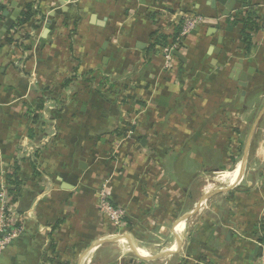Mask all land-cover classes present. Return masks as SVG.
Returning <instances> with one entry per match:
<instances>
[{
	"label": "crops",
	"instance_id": "1",
	"mask_svg": "<svg viewBox=\"0 0 264 264\" xmlns=\"http://www.w3.org/2000/svg\"><path fill=\"white\" fill-rule=\"evenodd\" d=\"M8 1L3 34L17 26L27 4L37 13L22 32L29 36L23 42L26 50L3 44L0 36V192L15 163L21 168L15 207L24 217L22 234L0 255V264H50L51 259L119 264L110 248L126 245L125 238L106 242L110 238L96 214L95 194L103 176L114 203L128 211L125 225L133 230H125L129 246L150 257L133 241L148 243L152 251L153 237L175 232L180 239L162 251L171 252L168 257L123 262L264 264V0H236L228 17L215 0ZM240 10L242 17L254 13L258 27L249 32L248 52L240 38L242 25L233 21ZM185 15L205 22L187 37L181 59L174 56L177 73L165 75L157 58L159 45L146 52L149 38L157 31L170 44ZM73 73L76 77L62 89ZM98 78L127 85L124 91L133 94L135 104L129 117H123L126 104L113 105L97 94ZM40 98L43 106L36 109ZM35 114L39 121L33 123L29 116ZM121 119L152 124L163 151L158 168L164 181L180 191L178 207L167 205L166 195L160 206H153L152 198L135 196L133 183L146 166L142 157L135 171L121 175L113 166L107 137ZM252 119L243 148L242 159L251 136L245 165L241 168V159L233 182L220 184L217 178L220 186L213 191L197 189L205 175L235 170L230 151L236 146L226 140L232 133L241 138ZM97 137L102 138L95 145ZM37 150L34 173L29 160ZM179 210L184 214L177 217ZM184 215L188 218L179 222Z\"/></svg>",
	"mask_w": 264,
	"mask_h": 264
},
{
	"label": "trees",
	"instance_id": "2",
	"mask_svg": "<svg viewBox=\"0 0 264 264\" xmlns=\"http://www.w3.org/2000/svg\"><path fill=\"white\" fill-rule=\"evenodd\" d=\"M37 12L33 11L32 9V4H27L21 11L19 17L17 18L15 25L17 26H13V28L8 32L4 33L3 36L1 37V40L3 41V44H7V45H15L23 50H26V46L23 45V42L29 41V36L28 34H24V36L22 35L23 31H24V26L29 23L30 21L33 20L34 16L36 15ZM2 17V16H1ZM246 17V18H245ZM245 17H240L239 19L236 18L235 23H241L242 28H241V32H240V38H241V42L242 45L244 46V49L246 52H248L250 50V46H251V38H250V33L249 32H254L257 30V25L255 24L254 19V13H252L251 11H247L246 16ZM11 26V27H12ZM10 27V28H11ZM9 28V29H10ZM34 30L37 29L36 26L33 27ZM178 34V30L176 29L175 34H174V40L176 39ZM22 41V42H21ZM168 41H167V36L158 33L157 31H154L149 38V43H148V47L146 49L147 53H153V49L155 46H165L167 45ZM247 54V53H245ZM177 73V68H176V72ZM174 73V74H175ZM168 75V74H165ZM76 77V74L73 73V75H71L69 78L65 79L62 83V89L67 88V86L71 83L72 79ZM127 85L124 86H119L115 83H111L106 79L103 78H98L97 79V94L101 97H104L105 99L109 100V102H112L113 105L119 104H126V112L129 116V113H132V107L133 103H131V98L130 96H133V94L130 93H126L124 90L127 91L126 89ZM130 99V100H129ZM44 98H40L39 99V103L36 107V109H40L43 106V102H44ZM134 109V107H133ZM60 111V110H58ZM57 111V112H58ZM30 120L33 123H36V121H39V117L37 114L35 115H30ZM152 124L149 122L144 123L143 121H137L136 124L132 125L130 124V120L128 119H121L118 123V125L116 126V128L108 135L107 138H109V143L111 145L110 150L108 151V155L110 156V159H119V161L121 159H126L129 158L131 161H135L137 162L139 160V158L141 157L140 154L142 152V150H145L146 155L142 156L145 165L147 166V164L149 162H152V164L154 165V168H158L159 167V157L161 155H163V151L159 150V142L158 139L160 140L159 135L157 134H152V129H151ZM131 129L134 134L130 139L125 140L124 142L122 141L120 143V145L118 144V147L116 148L115 145L117 144V142H119L121 140V138L123 137V134L128 130ZM136 129H141L143 131H147L150 132L149 135L146 134H140L136 131ZM139 131V130H138ZM33 131H31L30 129L28 130V136L29 138L33 137L32 134ZM102 137H97L95 139L94 144L96 145L98 142H100V139ZM228 142V144L230 143H234L235 149L233 150V152L235 154L241 153V147H242V141L240 136L235 135L234 133L229 134L228 139L226 140ZM114 149H118L116 154L114 155V158L112 156ZM231 150V149H230ZM39 153V151H35L34 155H33V159L29 160V165L31 166L32 170L34 171V173L37 172V154ZM230 153H232V151H230ZM234 154V156H235ZM235 158V157H233ZM140 161V160H139ZM115 164V163H114ZM11 173H8L6 175V181L7 184L11 186V193L15 194V198H18V194H19V190L21 187V180H20V171L21 168L18 167L15 163H13V165L11 166ZM146 174V173H145ZM157 189H161V188H157ZM167 198V200L165 201L168 202L167 205L170 204V202L174 205H176L178 207V204L175 203V201H173V199H169L168 196H165ZM169 199V200H168ZM113 200V199H112ZM163 201V200H162ZM114 205H117L114 203ZM162 203H160L158 206H160ZM164 204V202H163ZM170 206V205H169ZM159 208V207H158ZM152 217V216H151ZM127 221V218L125 219V223ZM131 227H125V230L128 229L129 231H133L132 229H130ZM261 228H264V219L261 222ZM57 229V227L55 228V230ZM51 252L56 251V249L54 248V246H51ZM131 262V261H130ZM50 264H69L67 262H62V261H54V260H50L49 261ZM125 264H128L127 262H124Z\"/></svg>",
	"mask_w": 264,
	"mask_h": 264
},
{
	"label": "built area",
	"instance_id": "3",
	"mask_svg": "<svg viewBox=\"0 0 264 264\" xmlns=\"http://www.w3.org/2000/svg\"><path fill=\"white\" fill-rule=\"evenodd\" d=\"M9 6L8 0H0V32H1V25L3 23V18L1 17L3 15V12L6 8ZM162 8H159L160 10ZM157 10V11H158ZM242 11H236L235 16L233 17V21L239 19L243 16L241 13ZM205 22L204 18L199 16H189L185 15L183 16V20L179 24V32L177 34V37L174 41H172L170 44L166 46H159L157 48L158 50V56L157 58L160 59L161 69L165 74L171 75L176 72V62L174 53H179L185 48V43L187 37L191 34V32L194 31V29L197 26L203 25ZM245 51V50H243ZM125 108V112H126ZM123 117H129L127 112L124 113ZM130 124H136L130 121ZM139 130V131H138ZM136 131L140 134H146L149 135L150 132L143 131L141 129H136ZM134 132L131 129H128L124 134L123 137L115 147H118V144L127 139H130L133 136ZM235 147H233V150ZM117 150L114 149L112 156L116 154ZM145 150H142L140 156L146 155ZM139 162V160L137 161ZM135 161H131L129 158L126 159H115V164L113 165L117 170H120L121 175L128 171L129 169L134 168ZM159 169V168H158ZM154 168V165L152 162H149L147 166L144 167L143 171L152 173V172H160L159 170ZM157 170V171H156ZM145 179H149L147 175L144 173L139 177V180H136L133 183V186L135 188V196L136 197H142L144 200L151 199L153 206H158L159 201L163 197V195L171 194L170 187H162V189H155L154 185H149V182ZM100 182L98 184L97 190H96V202H97V208H96V214L100 221V224L105 228V230L108 233V237L110 239L118 238L121 241L125 238V219L128 216V211L126 208L114 205L113 200L111 198V185L105 177H100ZM11 186L6 183L3 190L0 192V255L5 251V249L14 241L16 240L23 231V223H24V217L17 214L16 211V201L17 199L14 197L15 194L11 193ZM167 193V194H166ZM173 201H175L176 204H179L181 202L182 195L180 194L178 197L174 196L172 197ZM148 208V206H146ZM146 208V209H147ZM132 261H139L138 259H133ZM119 264H125L123 261L122 263L119 262Z\"/></svg>",
	"mask_w": 264,
	"mask_h": 264
},
{
	"label": "rangeland",
	"instance_id": "4",
	"mask_svg": "<svg viewBox=\"0 0 264 264\" xmlns=\"http://www.w3.org/2000/svg\"><path fill=\"white\" fill-rule=\"evenodd\" d=\"M253 119L251 120L249 126L245 129L243 135H241V141H242V147H241L242 151H241V153L235 154L233 151H232V153H230L231 154V161H232V167L231 168H234L237 165L236 168H235V170H237V171H238V168H239V165H240V161L242 159L244 144H245V141H246L250 126L253 123ZM256 143H257V138L255 139L254 145ZM234 154H235V156H234ZM233 157H235V158H233ZM141 163H142V160L140 162H136L134 164L135 166L132 169V171H135L136 169H138V165L141 164ZM248 164H249V158H248L247 167L245 168V171L243 173V176H245V177H246V173L248 171ZM144 166H145V163H144ZM158 170L162 171L161 169H158ZM144 173H146L147 177H149V179H150L149 180L150 181L149 185L151 183V185H154L155 189L161 188V186L166 187V188L172 187L170 190H168L171 193V194H168V195H170L171 199L174 196L178 197L180 195V191L178 189H175L176 187L174 185H172L171 183L169 184L167 181H164V179H165V177H164L165 174L164 173H162V172H159L158 174L156 172L155 173H153V172L152 173H148V172H144L143 170L140 172L141 175L144 174ZM163 174H164V176H163ZM140 176H138V177H140ZM205 177L206 178L202 182H199L198 184L195 185V187L197 189L200 188L201 186L202 187L207 186V187H209L208 191H213L215 188L220 186L218 182L214 181L215 179L218 178L216 175H205ZM138 180H139V178H138ZM220 184H222V183H220ZM215 186H217V187H215ZM191 188H192V194L195 195L194 194V185L191 186ZM168 198H169V196H168ZM186 200L187 199L184 198V201H185V203L187 205L190 202L186 201ZM161 201L162 200H160L158 204H160ZM202 202L203 201H201V203ZM206 203L207 202H205V203L203 202V205L204 204L206 205ZM179 212H180V213H178L179 216L177 215V217H180L181 215L184 214V213H182L183 209H182V212H181V210H179ZM177 217H172L173 218L172 221L174 222L177 219ZM174 238H176L175 232H172V235L170 237L167 236L166 238H164L163 236H161L160 238L159 237H157V238L153 237V240H155V243H156V245H155L156 247L152 245V247H153L152 251L148 249L149 246H150V245H146L148 243H145V245H143V244H140V243H138L136 241H133L132 244H134V246L141 247L142 250H144L143 248L147 249L149 251L148 252L149 256L152 257V256L160 254L164 249H169L170 245H168V244H169V242L172 243L173 242L172 239H174ZM125 243H126V245L124 243H122L120 246L111 247L110 250H112V252H110V255L119 256V259H118L119 262L127 261V260L132 261L133 259L136 260L137 257L134 256V253L132 252L131 246H129V241L127 239H125ZM133 248H135V247H133ZM135 251H136L137 255H140L139 251H137V248H135Z\"/></svg>",
	"mask_w": 264,
	"mask_h": 264
},
{
	"label": "water",
	"instance_id": "5",
	"mask_svg": "<svg viewBox=\"0 0 264 264\" xmlns=\"http://www.w3.org/2000/svg\"><path fill=\"white\" fill-rule=\"evenodd\" d=\"M215 2H217V3H219L220 5H222L223 7H224V17H228L229 15H230V13L233 11V9H234V6L236 5V0H215ZM242 7H245V6H242ZM18 13H19V11H16V14L15 15H18ZM2 32H0V36H2ZM144 48V45H140V46H138V49H143ZM174 56L175 57H177V58H179V59H181V56L179 55V53H174ZM239 66V65H238ZM244 80H245V76H244V74H241L240 75V77H239V81L241 82L240 84L242 85V86H245L244 85ZM255 126V125H254ZM250 138H251V136H249V138H248V140H247V144H246V150H245V153H244V157H243V159H242V166H241V168H243L244 167V165H245V161H246V156H247V148H248V144H249V141H250ZM82 168H84V167H82ZM242 176H240V175H238V177L237 178H241ZM239 179H237V180H239ZM230 189V188H229ZM229 189H225V190H219V191H216L215 193H221V192H224V191H228ZM208 197V195L207 196H205L204 198L206 199ZM188 218V215H184V216H182L180 219H179V221H182V220H185V219H187ZM125 239H127L128 241H129V243L131 242V239L128 237V236H125ZM176 239H177V241H178V243L180 242V239L178 238V237H176ZM105 241V240H104ZM109 241H111V242H113V241H118V238H115V239H109V240H107L106 242H109ZM178 248H179V246H178ZM131 249H132V252L134 253V256H136L137 257V259L138 260H141V261H150V260H153V259H157V258H159V257H168V256H170V255H172V253L171 252H162V253H160V254H158V255H155V256H152V257H142V256H140V255H137V253H136V251H135V248H133V247H131ZM178 250V249H177Z\"/></svg>",
	"mask_w": 264,
	"mask_h": 264
},
{
	"label": "bare ground",
	"instance_id": "6",
	"mask_svg": "<svg viewBox=\"0 0 264 264\" xmlns=\"http://www.w3.org/2000/svg\"><path fill=\"white\" fill-rule=\"evenodd\" d=\"M236 176H237V170H234L229 173H226L225 175L218 177L217 181L230 185ZM140 256L145 257L141 253Z\"/></svg>",
	"mask_w": 264,
	"mask_h": 264
}]
</instances>
